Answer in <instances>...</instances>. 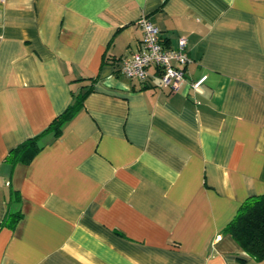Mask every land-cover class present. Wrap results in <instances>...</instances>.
<instances>
[{
  "label": "crops",
  "instance_id": "0c3cea01",
  "mask_svg": "<svg viewBox=\"0 0 264 264\" xmlns=\"http://www.w3.org/2000/svg\"><path fill=\"white\" fill-rule=\"evenodd\" d=\"M141 16L187 40L177 91L119 72ZM262 193L264 0H0V264H264L223 230Z\"/></svg>",
  "mask_w": 264,
  "mask_h": 264
},
{
  "label": "trees",
  "instance_id": "16d2710c",
  "mask_svg": "<svg viewBox=\"0 0 264 264\" xmlns=\"http://www.w3.org/2000/svg\"><path fill=\"white\" fill-rule=\"evenodd\" d=\"M93 81L94 79L89 85L73 94L68 107L49 123L43 133L51 132L53 137L61 133L65 123L83 106L85 97L92 91ZM41 134L21 142L10 151L8 158L20 161L32 158L41 147L38 142ZM19 217V212L9 213L3 223L13 227ZM223 230L228 232L251 258L256 261L264 260V193L246 197Z\"/></svg>",
  "mask_w": 264,
  "mask_h": 264
},
{
  "label": "built area",
  "instance_id": "2783aa9c",
  "mask_svg": "<svg viewBox=\"0 0 264 264\" xmlns=\"http://www.w3.org/2000/svg\"><path fill=\"white\" fill-rule=\"evenodd\" d=\"M137 24L142 30L139 48L131 55L121 59L119 72L126 78L145 81L149 67H155L160 79V86L170 92L177 91L185 77V66L189 62L186 49L187 40L180 36L175 47L164 44L159 28L148 18L141 16ZM206 76L191 83L196 93H202L201 84Z\"/></svg>",
  "mask_w": 264,
  "mask_h": 264
}]
</instances>
